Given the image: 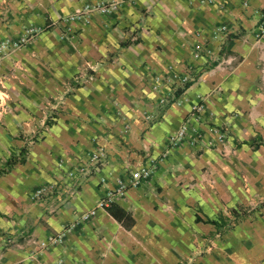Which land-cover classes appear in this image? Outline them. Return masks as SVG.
<instances>
[{
    "label": "crops",
    "instance_id": "1",
    "mask_svg": "<svg viewBox=\"0 0 264 264\" xmlns=\"http://www.w3.org/2000/svg\"><path fill=\"white\" fill-rule=\"evenodd\" d=\"M100 3L117 9L62 32L65 16ZM262 13L264 0H0V39L58 25L32 46L60 56L50 85L87 65L95 72L39 142L30 143L37 109L0 124V264H264ZM25 66L39 70L31 57ZM201 102L205 143L169 148ZM208 125L226 133L225 146H208ZM144 166L150 178L131 187ZM120 182L115 216L98 209ZM43 187L54 194L32 200Z\"/></svg>",
    "mask_w": 264,
    "mask_h": 264
},
{
    "label": "rangeland",
    "instance_id": "2",
    "mask_svg": "<svg viewBox=\"0 0 264 264\" xmlns=\"http://www.w3.org/2000/svg\"><path fill=\"white\" fill-rule=\"evenodd\" d=\"M98 5L93 7L86 5L82 9H76L73 13L65 16L63 20L65 31L62 32L65 35L67 32H71L72 29L69 24L82 21L86 15L97 12L95 8ZM57 27L58 25H53L52 23L43 27L29 25L25 26L24 31L17 37L7 36L0 39V124H3L6 115L13 114V112H22L30 109L41 111L42 116H39L36 121L41 122L42 126L38 132L32 133L30 136L32 138L30 143L32 144L39 142L44 132L54 124L57 113H61L65 109V101L72 95L73 90H77L84 81H88L90 76L95 74L87 65L85 66L84 74L79 71L76 75H72L63 85H50L51 77L49 74L54 72L52 68L58 69L63 66L60 56L57 63L56 58H54L57 56L56 54L38 55L36 49H32V46L37 45L42 40L41 37L44 33L55 31ZM46 44L48 43H43L42 46L45 47ZM35 53L36 59L33 57ZM30 57L39 63V66H37L39 70L36 72L33 67L25 66V63L29 62ZM218 147H212V149ZM230 149H232L230 153L233 154L235 149ZM222 153L226 154V150L222 149ZM230 153L227 155H230ZM117 189H119V186ZM40 190H45V194L40 198H35V194ZM54 191L55 189L51 187L40 188L32 195V200L41 201L44 198H49L54 194ZM70 229L71 227H68L52 237L59 238L61 236L62 242L66 237V232ZM49 241H51V238Z\"/></svg>",
    "mask_w": 264,
    "mask_h": 264
},
{
    "label": "built area",
    "instance_id": "3",
    "mask_svg": "<svg viewBox=\"0 0 264 264\" xmlns=\"http://www.w3.org/2000/svg\"><path fill=\"white\" fill-rule=\"evenodd\" d=\"M90 9V7H88ZM117 9V6L113 3H100L95 10L101 14H109L111 12H114ZM91 10V9H90ZM75 19V18H74ZM229 30L228 26L224 25L219 31L221 32H227ZM256 39L258 41L264 40V13L261 14V23L258 26V29L256 30ZM200 48V47H199ZM174 79H178L179 76L173 75ZM180 79V78H179ZM178 79V80H179ZM190 81L189 76H184L180 82L186 86ZM162 103H165V101H162ZM206 113H207V105L205 103H197L194 105L190 116L188 119L182 124V126L179 128L177 132H175L173 135L169 138V148L182 146L184 144L189 145L192 148L201 147L202 143H205V130L203 129V126H205L206 121ZM209 128V134L214 135L216 139L214 138L213 141H211L208 146L210 148L217 147V146H225L228 137L225 132L220 131L217 127L208 125ZM93 161H101L102 155L95 154L93 156ZM152 174V171L149 167H140L135 170H132L130 172V185L132 187H138L144 182H146ZM119 189H117L115 192H112L111 195L104 198L102 201H100L98 205V209H108L113 204V199L116 194L123 195L124 192L127 189V185H123V183H119ZM45 194V190H40L35 194V198H40ZM96 211L93 210L86 215L82 217V221H89L95 217ZM74 227V225H72ZM71 227V228H72ZM62 237L59 238L52 237L51 242L58 243L61 242Z\"/></svg>",
    "mask_w": 264,
    "mask_h": 264
},
{
    "label": "trees",
    "instance_id": "4",
    "mask_svg": "<svg viewBox=\"0 0 264 264\" xmlns=\"http://www.w3.org/2000/svg\"><path fill=\"white\" fill-rule=\"evenodd\" d=\"M23 153H24V151H23ZM23 156V155H22ZM24 160H23V158H22V161H20V162H23ZM19 162V160L17 159V157H16V155H14V156H12L9 160H8V162H7V166H8V169H6L4 172L5 173H8L9 172V170L16 164V163H18ZM1 174V173H0ZM113 208H115V205L114 204H112L108 209H107V211L111 214V215H113V216H115V214H114V212H113ZM197 220H199V218L197 219ZM212 224H214V225H217V223L216 222H211Z\"/></svg>",
    "mask_w": 264,
    "mask_h": 264
}]
</instances>
